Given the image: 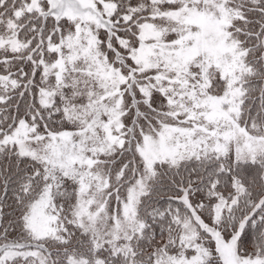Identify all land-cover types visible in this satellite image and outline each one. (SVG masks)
<instances>
[{
	"label": "snow or ice",
	"instance_id": "obj_1",
	"mask_svg": "<svg viewBox=\"0 0 264 264\" xmlns=\"http://www.w3.org/2000/svg\"><path fill=\"white\" fill-rule=\"evenodd\" d=\"M0 264H264V0H0Z\"/></svg>",
	"mask_w": 264,
	"mask_h": 264
}]
</instances>
